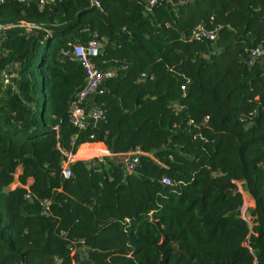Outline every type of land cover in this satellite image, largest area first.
Returning a JSON list of instances; mask_svg holds the SVG:
<instances>
[{
	"label": "trees",
	"instance_id": "obj_1",
	"mask_svg": "<svg viewBox=\"0 0 264 264\" xmlns=\"http://www.w3.org/2000/svg\"><path fill=\"white\" fill-rule=\"evenodd\" d=\"M148 1L0 2L1 25L41 28L0 32V264H264V64L246 63L264 48V0ZM220 26L215 42L193 36ZM96 33L107 43L94 62L117 76L87 104L103 118L78 131L86 73L65 53ZM15 62L16 91L1 80ZM92 136L165 166L77 161L64 178L65 153Z\"/></svg>",
	"mask_w": 264,
	"mask_h": 264
},
{
	"label": "built area",
	"instance_id": "obj_2",
	"mask_svg": "<svg viewBox=\"0 0 264 264\" xmlns=\"http://www.w3.org/2000/svg\"><path fill=\"white\" fill-rule=\"evenodd\" d=\"M22 2H26L29 0H21ZM54 0H40V7L44 8V6L48 2H52ZM1 3H4V0H0ZM183 2L178 1L175 5H181ZM161 5V0H149L147 2V12H152V10ZM91 6L96 7L101 10L100 3L98 0H91ZM102 11V10H101ZM13 27H25L30 29H41L32 24L20 23L18 25H1L0 24V32H4ZM223 29V27H216L215 29L208 30L205 27H199L195 33L193 34L196 39H204L208 41L215 42L219 36V32ZM48 37L51 38V34L48 31L43 30ZM107 40L105 38H99L97 34H94V38L90 40L87 44H75L72 46V49L65 53L66 56H70L73 60L77 61L86 73L85 84L83 88L76 94L75 98L71 102L70 111H71V123L74 128L78 131L85 130L87 127L88 121H92L94 123L98 122L103 118V111L98 108L89 109L87 107L88 102L99 92L102 84L105 80L112 79L117 76L116 69H100L97 67L94 62L101 55V51L105 48ZM249 67H253L256 64H264V48L258 47L250 50L248 60L246 61ZM22 68L21 63L15 62L5 70L1 72V80L4 86L12 87L14 91H16L15 80L19 78V71ZM184 93L187 92L188 86L182 87ZM186 95V94H185ZM184 95V97H185ZM92 141L86 144H83L77 153H65L66 163L64 164L62 170V176L66 179H69L73 176L72 173V165L77 161H86L92 162V165L97 161L105 162L107 159H118L120 163H122L126 169V173L128 175H132L135 173L137 169V163L140 157H149L153 160V162L164 168L165 164L160 161L158 158H155L152 154L146 153L141 149L131 150L124 154H115L111 150H109L103 143L96 142L94 137H91ZM85 153V154H83ZM163 186L173 187L176 185H181L182 182L176 183L171 178L167 176H163L160 180ZM238 191L244 196V204L248 205L249 197L245 194L241 184H238ZM251 199V198H250ZM43 206L46 209V212L49 210V202H43ZM244 207V206H243ZM252 207V205L250 206ZM243 211V209H242ZM249 215L244 216L242 213V218L248 222ZM78 257L80 261H88V252L86 249H82L78 253Z\"/></svg>",
	"mask_w": 264,
	"mask_h": 264
},
{
	"label": "rangeland",
	"instance_id": "obj_3",
	"mask_svg": "<svg viewBox=\"0 0 264 264\" xmlns=\"http://www.w3.org/2000/svg\"><path fill=\"white\" fill-rule=\"evenodd\" d=\"M60 44H61V42H60L59 40H56V41L54 42V46H56V47H58ZM37 76H38V82L40 83V82H41V75L38 74ZM40 98H43V94H42V93L40 94ZM246 195H247V194H246ZM247 196H248V195H247ZM248 197H249V196H248ZM251 205H252V207H250ZM253 207H254L253 200L250 199V197H249V199H248V205L246 204V201H245V204H244V207H243V211H242V213H244V216H247L248 213H249V211H250ZM249 219H250V217H249ZM249 219H248V221H249ZM75 254H76V252L74 251V252H73V256H75ZM79 258H80V257H77V259H79Z\"/></svg>",
	"mask_w": 264,
	"mask_h": 264
},
{
	"label": "crops",
	"instance_id": "obj_4",
	"mask_svg": "<svg viewBox=\"0 0 264 264\" xmlns=\"http://www.w3.org/2000/svg\"><path fill=\"white\" fill-rule=\"evenodd\" d=\"M96 34H97V33H96ZM97 35H98V34H97ZM76 42H77L76 44H80L78 39L76 40ZM73 43H74V42H73ZM104 49H105V48H104ZM77 152H78V151H77ZM107 160H111V161H113L114 163H118L119 165H121L122 168L125 169L124 165H123L122 163H120L118 159H107ZM107 160H106V161H107ZM106 161H105V162H106ZM82 162H86V161H82ZM105 162H102V163H105ZM87 164L90 165V166H89L90 168H96V167H99V166L101 165V162L98 163V162L96 161L95 164H93V165H92V162H87ZM125 171H126V169H125ZM30 183H31V181H30ZM14 187H16V186H14Z\"/></svg>",
	"mask_w": 264,
	"mask_h": 264
},
{
	"label": "water",
	"instance_id": "obj_5",
	"mask_svg": "<svg viewBox=\"0 0 264 264\" xmlns=\"http://www.w3.org/2000/svg\"><path fill=\"white\" fill-rule=\"evenodd\" d=\"M104 51H105V49H103V50L101 51V54H103V53H104Z\"/></svg>",
	"mask_w": 264,
	"mask_h": 264
},
{
	"label": "bare ground",
	"instance_id": "obj_6",
	"mask_svg": "<svg viewBox=\"0 0 264 264\" xmlns=\"http://www.w3.org/2000/svg\"><path fill=\"white\" fill-rule=\"evenodd\" d=\"M83 154H85V153H83Z\"/></svg>",
	"mask_w": 264,
	"mask_h": 264
}]
</instances>
